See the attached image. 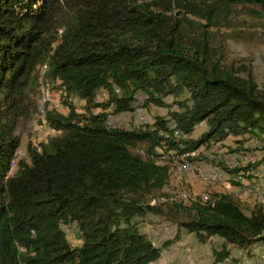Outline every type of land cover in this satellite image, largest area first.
Wrapping results in <instances>:
<instances>
[{"label":"trees","instance_id":"trees-1","mask_svg":"<svg viewBox=\"0 0 264 264\" xmlns=\"http://www.w3.org/2000/svg\"><path fill=\"white\" fill-rule=\"evenodd\" d=\"M240 13L264 21V0H0V264H152L161 247L136 221L149 212L178 226L164 247L182 230L223 237L215 264L230 245H264V204L247 213L233 193L208 189L207 200L146 201L170 183L174 164L217 163L210 156L228 138L231 152L264 139V87L245 59H227ZM45 85L68 113L50 102L41 114ZM137 103L167 114L130 129L109 124ZM38 113L54 132L15 162L18 128ZM203 122L208 130L194 136ZM258 155L217 164L238 174L263 164ZM74 223L78 244L65 228Z\"/></svg>","mask_w":264,"mask_h":264},{"label":"rangeland","instance_id":"rangeland-1","mask_svg":"<svg viewBox=\"0 0 264 264\" xmlns=\"http://www.w3.org/2000/svg\"><path fill=\"white\" fill-rule=\"evenodd\" d=\"M235 18L237 21L236 24L238 25L237 28H235V31H233V33L238 32L240 36L237 38L232 36L227 39V44H228L227 59L228 61H232V60L239 61L245 59L246 62H248L253 67L255 77L258 83L260 84V86L264 87V21H258L256 20V18L250 17L249 15L243 13H240ZM232 30L233 29H227L223 27L220 32L226 34V32L229 33L232 32ZM44 87L45 88L43 92L44 94L47 93L46 98L48 96V93H54L55 98H57V106L55 107L63 113H68L69 108L66 105H62L60 101L61 100L60 92L58 91V89L52 88V86H48V85H45ZM104 95L105 94H102L101 97H98V99L101 100ZM139 97L143 99L145 95L143 93H139ZM167 101L169 102L172 101V97L168 98ZM73 102L75 103V106L78 111L84 110L85 102L83 100L74 98ZM44 103L50 104V102H44V101L40 102L41 114L44 112L43 109ZM50 105H53V103H51ZM135 106L136 108L132 112L111 114L109 116V121H108L109 124L111 126H119L126 129H130L144 124H152L155 120L154 119L155 116L167 114V107H158L154 105L145 107L139 103H137ZM41 114L38 113L36 117H34L31 121L22 124L18 128V133L20 135L21 142L17 150L15 162L17 161V159L25 158L27 156L28 143L32 141L38 144L40 141L45 140L49 134H51L47 130H40V123H43V117H40ZM39 118H41L42 122L39 120ZM207 130H208V125L206 123H203L202 125L196 128L194 132V136L198 137L201 133ZM262 137H264V133L262 134ZM248 141H250V139H248ZM248 144L250 145L247 146L245 145L244 147L246 149L240 152L237 151L238 152L237 154V152H233V151L231 152L227 148L232 145L231 149L233 150L236 148V144L233 143L230 138L226 139L225 146L219 148L221 154L224 156L225 160H227V163L224 164L228 166V163H230L231 164L230 167H239V166H246L248 164H254V162H256L261 156L258 155V152L263 154L264 143L262 142V144L259 145H252L251 143ZM245 150H247V152H243ZM236 161L238 162L237 164ZM202 164H204V166L207 165L208 167V168L205 167L201 168V171L203 172L202 174H200L198 171H192V170L187 172L184 170V168L182 170V167L181 168L180 166L177 167L174 164L172 166V176L170 183L166 185L160 192H157L152 196H150L146 200L147 203L149 202V200L150 203L152 204L156 203L155 198L159 199L160 202H165L166 199L170 201L176 199L178 202L183 201L185 203H189L190 200H194L201 195L203 200H207L210 199V192L207 191V188H205L207 187L206 183L207 184L219 183L221 186H223L225 191L233 193L236 196V198L240 200L246 212L250 213L251 210L254 208V205H250L249 204L250 202L245 199L247 195L244 194L245 191H243L242 189L238 190L232 187L233 186L232 181L234 179L230 180V177H234V176L230 175V173L225 171V169L221 168L222 165L217 164L216 162L209 163L208 161H205L202 162ZM215 167H217L221 172L225 174H229V176L225 178L220 177L221 176L219 174L220 171L214 170ZM251 174L253 175V173ZM191 175H194V177L186 178ZM238 178H240L241 180L244 177H237V181H239ZM197 185L198 187H196ZM255 201L256 203H258L257 199ZM160 207H163L164 208L163 210L167 211V208H165L167 206L161 205ZM138 224L140 230L142 232H145L150 237H152L155 240L154 244L161 248L164 247L163 244L158 245V243H161V239L170 237L173 234L172 231H175L178 228L176 222L173 221V219H170L165 214L154 213V212H149L146 215L142 216L141 218H138ZM65 228L68 231V237L71 243L78 244L79 232L77 230L76 224L74 223L72 225H66ZM172 238L170 237V239ZM255 245L264 246L262 243H256ZM238 248L240 249V247ZM261 255H264V253ZM261 255L259 256V258L262 257ZM262 258L264 259V257Z\"/></svg>","mask_w":264,"mask_h":264},{"label":"crops","instance_id":"crops-1","mask_svg":"<svg viewBox=\"0 0 264 264\" xmlns=\"http://www.w3.org/2000/svg\"><path fill=\"white\" fill-rule=\"evenodd\" d=\"M204 123V122H203ZM203 123H200L198 126L202 125ZM264 138V137H263ZM231 139V138H230ZM252 141V142H251ZM264 143V139L262 138H251L250 141L246 142V146L250 145L248 143H251L252 145H259L262 142ZM260 142V143H259ZM205 151V148H200V150H197L196 154H199L200 152ZM207 151V150H206ZM260 154V152H258ZM224 158V156H223ZM225 160V158H224ZM231 165V164H230ZM233 165V164H232ZM201 167L208 168L207 165L204 166V164L201 163ZM201 167L198 166V171L200 174L203 172L201 171ZM254 171H252L253 175L252 176V183L254 185H264V163L261 165L256 166ZM214 170H219L217 167H215ZM220 171V170H219ZM262 172V174H261ZM222 173V174H221ZM193 174V173H190ZM188 174V175H190ZM220 177H227L229 174H225L220 171L219 173ZM226 175V176H225ZM233 175L234 174H231ZM194 177V175H191L186 178ZM234 179L233 177H230V180ZM240 183H244V178L240 180L238 178ZM206 183V182H205ZM207 188L211 193L213 192H222L225 191L223 186H221L219 183H212V184H207ZM198 187V185L196 186ZM233 187V186H232ZM204 188V189H205ZM234 188V187H233ZM231 189V188H228ZM237 189V188H236ZM244 194L246 195V200L249 201L250 205H255L256 204V199L258 203L261 201L259 200V194H249L248 189H242ZM260 204H264V201L261 202ZM141 218V217H138ZM138 218H136L137 224H138ZM139 226V224H138ZM140 229V227H139ZM178 232V228L175 231H172V235L170 236L175 237V235ZM145 233V232H143ZM146 234V233H145ZM148 237L154 242L155 240L148 235ZM170 237L162 238L161 243H158V245H162L163 242L167 239H170ZM80 239H78V242ZM224 243V238L221 236H212L210 237L207 241H202L197 238V236L194 233H188L185 230L181 231L180 238L172 243L171 245L167 247L161 248V256L152 264H215L213 262L214 256H213V250L214 248L219 249ZM229 248L231 249V255L226 258L224 261L219 262L217 264H264V255H261L264 253V246L262 245H254L252 246L249 251V249H239L238 247H235L233 245H230ZM248 251V252H247ZM262 256L259 258V256ZM208 260V262H207Z\"/></svg>","mask_w":264,"mask_h":264},{"label":"built area","instance_id":"built-area-1","mask_svg":"<svg viewBox=\"0 0 264 264\" xmlns=\"http://www.w3.org/2000/svg\"><path fill=\"white\" fill-rule=\"evenodd\" d=\"M45 102L53 103V107L55 108V106H57V98H55L54 93H48V96ZM47 129H49V126L47 125L46 122L40 123V130H47ZM213 157H215V154L213 155ZM224 163H227V160H224ZM228 166L230 167V163H228ZM247 176H251V172L247 171V172H240L238 174H234V181H237V177H244V184L238 185L236 187L233 185V187L237 188L238 190L248 189L249 194H259V200L263 201L264 200V185H254L252 183V179L247 178Z\"/></svg>","mask_w":264,"mask_h":264},{"label":"bare ground","instance_id":"bare-ground-1","mask_svg":"<svg viewBox=\"0 0 264 264\" xmlns=\"http://www.w3.org/2000/svg\"><path fill=\"white\" fill-rule=\"evenodd\" d=\"M43 122H45V119L43 118ZM47 131L49 132V133H53L54 132V130L52 129V128H50L49 127V129H47ZM260 143V142H259ZM262 144V143H261ZM214 152V151H213ZM209 154H207V156H208ZM213 155H214V153L210 156V159H212V160H216L217 161V163H219V162H222V161H224V159H223V156H222V154H219V153H216L215 154V157H213ZM209 158V157H208ZM239 159V158H238ZM215 162V161H214ZM241 162V161H240ZM238 162L236 161V164H237ZM181 164V163H180ZM179 164V165H180ZM14 166H15V164H14V160H12V162H11V168H10V170H12L13 168H14ZM182 167V170H183V168H184V170L185 171H187V172H189V171H196L197 169H198V166L197 165H195V164H192V163H185V164H181L180 165V168ZM15 169V168H14ZM248 172H251L252 173V171H254V169H250V170H247Z\"/></svg>","mask_w":264,"mask_h":264}]
</instances>
